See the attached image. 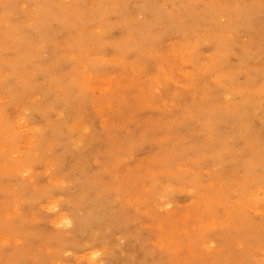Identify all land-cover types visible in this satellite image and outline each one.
<instances>
[{
  "label": "rangeland",
  "instance_id": "rangeland-1",
  "mask_svg": "<svg viewBox=\"0 0 264 264\" xmlns=\"http://www.w3.org/2000/svg\"><path fill=\"white\" fill-rule=\"evenodd\" d=\"M15 1L32 27L33 4ZM258 1L125 0L121 16L48 44L35 68L49 73L25 98L11 97L18 77L0 44V264H41L37 250L50 264H233V254L264 264L252 257L264 235L263 147L235 127L245 109L264 111ZM82 8L87 18L100 3ZM166 60L172 81L159 72ZM252 127L264 141L257 117ZM78 202L86 213L98 204L117 240L81 232Z\"/></svg>",
  "mask_w": 264,
  "mask_h": 264
},
{
  "label": "bare ground",
  "instance_id": "bare-ground-1",
  "mask_svg": "<svg viewBox=\"0 0 264 264\" xmlns=\"http://www.w3.org/2000/svg\"><path fill=\"white\" fill-rule=\"evenodd\" d=\"M33 8V18L35 20L32 27L26 28L21 24V17L16 5L17 1L7 0L0 4V19L7 17V20L3 23L0 22V44L3 50L11 51L13 55V61L10 64L12 77L17 78V91L12 92L11 97H21L25 98L28 91L35 87V82L39 77L46 78L49 73L47 65L44 69H36L35 63L37 60H41L42 55L46 52L47 45L55 46L62 41L73 37L74 35L81 34V25L89 22L92 25L105 24L107 22L108 13L111 11H116L119 16L124 14V4L125 0H98L100 3V9L94 11V15L85 16V11L82 8V2L85 0H73L71 4H63L60 0H29ZM261 1V0H259ZM258 1V2H259ZM257 2V7L261 6V2ZM85 3H83L84 6ZM224 6H219L217 11L219 14H224L227 10H224ZM125 18V17H124ZM24 27V28H23ZM70 45H77L75 41H71ZM73 46V47H74ZM26 55L25 57L23 55ZM187 58V54L184 55ZM53 60L52 56L50 58ZM168 61L166 60L160 67V74L163 79L174 80L173 73L167 68ZM183 76L189 78L190 73L183 72ZM217 77V76H216ZM223 74L219 73L218 78H222ZM187 87L195 89L193 85L189 83L186 84ZM264 88V86H263ZM224 99H222L223 103ZM264 107V105H263ZM258 118L264 125V111L262 106L250 107L245 109L242 114L235 118V127L238 131L239 137L243 138L245 144L249 148L263 147L264 157V141L261 139V131H255L252 127L254 118ZM84 132L82 129V123L78 122L71 130L70 137L73 146H77L83 140ZM218 148V147H216ZM97 154L92 155L93 159H96ZM262 160L264 158L261 157ZM21 174V173H20ZM252 202H248V207ZM162 205V206H161ZM82 202H78L73 205L74 210L72 212L73 219L75 220L78 229L81 232H91L94 237L102 235H110L112 239L117 240L115 233V223L103 224L102 216L104 211L102 208L98 207V204H90V210L86 212L81 211ZM159 208H166V204L163 202L159 203ZM16 212V211H15ZM19 216V213L15 214ZM184 219V218H183ZM214 221V219H213ZM26 220L21 222L22 225L26 224ZM61 222V221H59ZM94 224L96 227L93 230ZM20 225H15L19 228ZM264 230V228H263ZM7 232V231H5ZM250 232V231H249ZM8 233V232H7ZM259 231L254 232L258 235ZM21 233H12L9 237L13 242L17 240L15 238ZM237 248V245H232V248ZM37 248V247H36ZM211 249L210 245L206 243L204 251H209ZM123 251L128 252L130 247L122 248ZM249 250L251 248L249 247ZM254 255L258 256L256 258L257 262H264V235L257 241V245L254 246ZM37 252V258L41 264H50L51 260L48 256L42 255V253ZM234 253V252H233ZM230 260L233 264H245L247 263L237 255L233 254L230 256ZM253 264H256L252 261Z\"/></svg>",
  "mask_w": 264,
  "mask_h": 264
}]
</instances>
